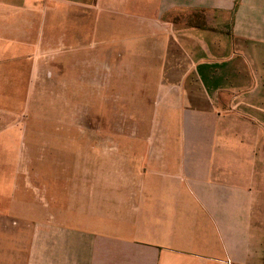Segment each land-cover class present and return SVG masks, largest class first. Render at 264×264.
Listing matches in <instances>:
<instances>
[{"label":"crops","instance_id":"crops-1","mask_svg":"<svg viewBox=\"0 0 264 264\" xmlns=\"http://www.w3.org/2000/svg\"><path fill=\"white\" fill-rule=\"evenodd\" d=\"M47 46L112 126H29ZM0 264H264V0H0Z\"/></svg>","mask_w":264,"mask_h":264},{"label":"rangeland","instance_id":"rangeland-1","mask_svg":"<svg viewBox=\"0 0 264 264\" xmlns=\"http://www.w3.org/2000/svg\"><path fill=\"white\" fill-rule=\"evenodd\" d=\"M95 41H99V37L93 38ZM97 49L100 48V45L96 47ZM55 49V48H54ZM97 49L89 50L88 52L94 53ZM54 50L52 46H47L42 52L41 50L35 51L33 54V59L38 60L40 63L38 64L37 69L34 72V76H36L35 80V86H31L30 88H27L26 91H30L29 94V103L27 104V112L26 117L28 118V124L30 127L33 126H41L42 128H52L55 130V128H63V127H77L78 129L84 130V128H99L103 126H112V123L115 122L116 119H113V113H109L107 111V108L103 110V107L100 105V103H85L84 98V89L81 88L80 91L78 89L76 90L78 93L77 100L73 103H68L67 98V88L66 85H53L52 78L49 76L52 73L53 67H52V58L54 57ZM41 68H43L41 70ZM54 72V71H53ZM39 78L40 81H39ZM39 82L38 85L36 83ZM23 91L25 88H21ZM96 89V88H95ZM95 89H92L93 91ZM15 90V88H13ZM23 96V93H22ZM23 105V104H21ZM116 105V104H113ZM15 106V104H13ZM117 106V105H116ZM146 107H148L147 104H145ZM112 108H114L112 106ZM13 109V108H12ZM15 110V108L13 109ZM120 113V110L118 111V114ZM145 113V112H144ZM121 114V113H120ZM146 111V115H147ZM86 116V117H85ZM104 117V118H103ZM121 123H123V126L125 127V130L131 131L134 123L138 121L136 117V113H134L132 110L124 109V112L121 114V118H119ZM148 121V120H147ZM159 121V120H158ZM101 123H104L101 125ZM146 123V121H145ZM148 123V122H147ZM33 125V126H32ZM83 132V131H81ZM144 137L146 135H143ZM84 135H73L70 134V136L62 135V139H56L55 136L46 135L41 136L38 140L39 147L46 145L43 143H51L53 144V148L57 147L56 144L59 145L60 149H74L75 155L77 159H83V153L84 151L81 150V146L79 144L84 143ZM100 136L99 134H92L91 136H88V141L91 142H101V141H108V142H114L116 141L115 136ZM137 137V136H136ZM139 137V136H138ZM32 138L36 139L37 136H33ZM70 138V139H67ZM91 138V139H90ZM104 139V140H101ZM145 140V139H144ZM66 146V147H64ZM73 146V147H72ZM57 149V148H56ZM51 150H46L45 148L41 152V148H38L37 151V158L41 157L42 154L44 156L49 158V152ZM65 152L61 151L60 158L64 159L66 158V152L69 153L68 158H73L72 153L70 150ZM32 153L29 152L28 158L32 157ZM44 157L45 159H47Z\"/></svg>","mask_w":264,"mask_h":264}]
</instances>
